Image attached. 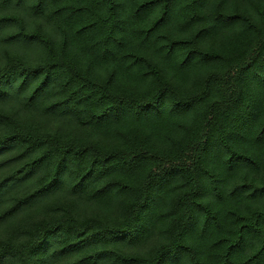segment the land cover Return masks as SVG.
Returning a JSON list of instances; mask_svg holds the SVG:
<instances>
[{"label":"trees","instance_id":"trees-1","mask_svg":"<svg viewBox=\"0 0 264 264\" xmlns=\"http://www.w3.org/2000/svg\"><path fill=\"white\" fill-rule=\"evenodd\" d=\"M0 261L264 264V0H0Z\"/></svg>","mask_w":264,"mask_h":264},{"label":"snow or ice","instance_id":"snow-or-ice-1","mask_svg":"<svg viewBox=\"0 0 264 264\" xmlns=\"http://www.w3.org/2000/svg\"><path fill=\"white\" fill-rule=\"evenodd\" d=\"M230 22H231V20L225 21V23H230ZM201 35H206V33H202ZM135 238H136V235L134 232H129L125 237V239H128L129 241H131ZM0 264H2V261H0Z\"/></svg>","mask_w":264,"mask_h":264}]
</instances>
